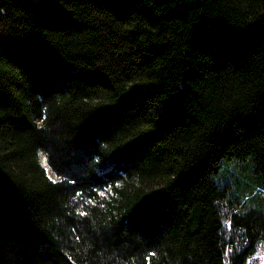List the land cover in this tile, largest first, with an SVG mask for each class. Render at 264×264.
Wrapping results in <instances>:
<instances>
[{"label":"trees","instance_id":"trees-1","mask_svg":"<svg viewBox=\"0 0 264 264\" xmlns=\"http://www.w3.org/2000/svg\"><path fill=\"white\" fill-rule=\"evenodd\" d=\"M262 245L264 0H0V264Z\"/></svg>","mask_w":264,"mask_h":264},{"label":"rangeland","instance_id":"rangeland-1","mask_svg":"<svg viewBox=\"0 0 264 264\" xmlns=\"http://www.w3.org/2000/svg\"><path fill=\"white\" fill-rule=\"evenodd\" d=\"M37 157L40 160V166L42 168L46 169L45 171L47 172V177L52 179V180H55L56 174L53 173L52 170H50V168L46 162V158H45L44 154L41 151H38ZM109 194H110V192H108V190H106V189L98 190V192H97L98 197H106ZM248 264H264V245L260 246L257 249L255 255L249 260Z\"/></svg>","mask_w":264,"mask_h":264},{"label":"snow or ice","instance_id":"snow-or-ice-1","mask_svg":"<svg viewBox=\"0 0 264 264\" xmlns=\"http://www.w3.org/2000/svg\"><path fill=\"white\" fill-rule=\"evenodd\" d=\"M81 215H83V213H81Z\"/></svg>","mask_w":264,"mask_h":264}]
</instances>
